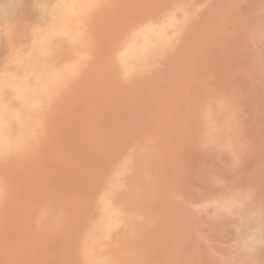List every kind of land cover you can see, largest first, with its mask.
Listing matches in <instances>:
<instances>
[{
	"label": "rangeland",
	"instance_id": "374dc122",
	"mask_svg": "<svg viewBox=\"0 0 264 264\" xmlns=\"http://www.w3.org/2000/svg\"><path fill=\"white\" fill-rule=\"evenodd\" d=\"M40 1L0 0V80L4 76L23 79L38 95L36 98L33 94L34 101L26 108V102L16 99L14 83L2 87L1 95L9 106L20 109L19 121L10 123L9 119V129H19L21 140L5 145L6 149L0 147V186H3L0 187V264H264V0H89V13L80 38L53 35L42 44L45 48L41 45L43 51L36 57L33 42L43 24ZM243 3L249 7L243 8ZM149 20L161 21L165 35L160 39L151 38L144 52L124 61L125 41ZM207 30L209 33H205ZM177 51L184 57H178ZM126 75L130 76L128 80ZM204 96L209 97L204 99ZM204 100L208 101L207 106ZM201 110L205 112L201 114ZM206 118L208 124L203 123L207 122ZM158 147L162 153L159 159ZM145 158L149 159H146L149 166L143 162ZM116 175L125 182L119 181ZM133 180L137 183L132 184ZM58 195L59 201L55 200ZM106 207L113 209L110 216L105 214ZM188 214L192 215V222Z\"/></svg>",
	"mask_w": 264,
	"mask_h": 264
},
{
	"label": "bare ground",
	"instance_id": "6f19581e",
	"mask_svg": "<svg viewBox=\"0 0 264 264\" xmlns=\"http://www.w3.org/2000/svg\"><path fill=\"white\" fill-rule=\"evenodd\" d=\"M88 1L89 0H41L40 2H39V5H38V7H39V11H40V19L42 20V22H43V24H42V27L39 29V32H38V35L35 37V39H34V42H33V51H34V55L37 57V55H39V53H40V51H41V47L43 46L42 44L44 43V42H46V41H48L53 35H59V34H68L73 40H78L79 38H80V36H81V34H82V31H83V28H84V25H85V20H86V17H87V15H88V13H89V7H88ZM176 1V0H175ZM210 1V0H209ZM213 1V0H212ZM226 1V0H225ZM230 1V0H229ZM148 2V1H147ZM214 2V1H213ZM230 2H232V1H230ZM243 2V1H242ZM241 2V3H242ZM252 2V1H251ZM29 3V2H28ZM102 3V2H101ZM172 3V2H171ZM174 3V2H173ZM177 3H179V2H177ZM191 3H193V2H191ZM239 3V2H238ZM247 3V2H246ZM246 3H245V5H244V3H243V8L245 7V6H247L246 5ZM249 4H250V2H248ZM182 4V3H181ZM201 4V3H200ZM205 4V3H204ZM223 4V3H222ZM1 5V4H0ZM202 5V4H201ZM226 5V4H225ZM233 5V4H232ZM236 5V4H235ZM241 5V4H240ZM251 5V4H250ZM252 5H254V4H252ZM127 6V5H126ZM130 6V5H129ZM211 6V5H210ZM212 6H213V3H212ZM230 6H231V3H230ZM2 7H5V4H3L2 5ZM181 7V6H180ZM203 7V6H202ZM201 7V8H202ZM236 7V6H235ZM238 7V6H237ZM247 7H249V6H247ZM259 7V6H258ZM221 8V7H220ZM239 8V7H238ZM257 8V7H256ZM1 9V8H0ZM36 9H37V7H36ZM134 9H135V7H134ZM159 9V8H158ZM195 9H197V8H195ZM198 9H200V8H198ZM209 9V8H208ZM222 9H223V7H222ZM229 9V8H228ZM236 9V8H235ZM246 9V8H245ZM244 9V10H245ZM179 10H180V8H179ZM202 10V9H201ZM207 10V9H206ZM219 10V9H218ZM256 10V9H255ZM258 10H259V8H258ZM183 11V10H182ZM196 11V10H195ZM194 11V12H195ZM222 11V10H221ZM230 11V10H229ZM240 10H238V12H239ZM253 10H251V12H252ZM206 13H207V11H205ZM226 12H228L227 10H226ZM5 14H6V12H4ZM186 14H187V12H185ZM197 13V12H196ZM218 13V12H217ZM231 13V12H230ZM244 13V12H243ZM253 13H256V12H253ZM252 13V14H253ZM36 14V13H35ZM151 14V13H150ZM155 14V13H154ZM194 14V13H193ZM199 13H197V16H199L198 15ZM205 14V13H204ZM239 14V13H238ZM37 15V14H36ZM148 15V14H147ZM153 15V14H152ZM191 15V14H190ZM196 15V14H195ZM201 15V14H200ZM203 15V14H202ZM207 15H208V13H207ZM209 15H210V13H209ZM220 15H221V13H220ZM228 15V14H227ZM237 15V14H236ZM235 15V16H236ZM243 15V14H242ZM212 16V15H211ZM214 16V15H213ZM219 16V15H218ZM224 16V15H223ZM256 16V15H255ZM18 17V16H17ZM116 17V16H115ZM178 17V16H177ZM195 17V16H194ZM210 17V16H209ZM232 17V16H231ZM242 18L244 17V15L243 16H241ZM248 17H249V15H248ZM108 18V17H107ZM111 18V17H110ZM136 18V17H135ZM139 18V17H138ZM172 18H176V17H172ZM198 18V17H197ZM197 18H196V21H198L197 20ZM211 18V17H210ZM209 18V19H210ZM215 18H217V17H215ZM230 18V17H229ZM228 18V19H229ZM236 18H238L237 16H236ZM90 19V18H89ZM116 20H117V18H115ZM119 19V18H118ZM177 19V21L176 22H179L178 21V18H176ZM213 18H211V20H212ZM221 19V18H220ZM223 19V18H222ZM232 19H233V17H232ZM257 19H259V18H257ZM6 20V19H5ZM88 20V19H87ZM129 20V19H128ZM138 20V19H137ZM136 20V21H137ZM143 20V19H142ZM168 20V19H167ZM194 20V19H193ZM203 20V19H202ZM234 20V19H233ZM236 20V19H235ZM243 20H244V18H243ZM242 20V21H243ZM249 20H250V18H249ZM254 20V19H253ZM98 21V20H97ZM109 21H110V19H109ZM114 21V20H113ZM185 21V20H184ZM196 21H194L193 23H195ZM212 21H214V20H212ZM226 21V20H225ZM232 21V20H231ZM230 21V22H231ZM239 21L241 22V18H240V16H239ZM16 22V21H15ZM89 22V21H88ZM91 22V21H90ZM133 22V21H132ZM138 22V21H137ZM140 22V21H139ZM164 22V21H163ZM215 22H217V21H215ZM229 22V23H230ZM237 22V21H236ZM250 22H251V20H250ZM92 23V22H91ZM105 23V22H104ZM197 23V22H196ZM210 23H212V22H210ZM209 23V24H210ZM238 23V22H237ZM242 23V22H241ZM14 24V23H13ZM133 24V23H132ZM135 24V23H134ZM180 24L182 25V21L180 22ZM201 24V23H200ZM208 24V25H209ZM216 24H218V23H216ZM215 24V25H216ZM240 24V23H239ZM243 24V23H242ZM250 24V23H249ZM256 24V23H255ZM91 25H93V24H91ZM129 25V24H128ZM191 26H192V24H190ZM212 25H214V24H212ZM230 25V24H229ZM232 25V24H231ZM24 26V25H23ZM105 26V25H104ZM136 26H137V24H136ZM184 26V25H183ZM200 26V25H199ZM207 26V25H206ZM205 26V27H206ZM245 26V25H244ZM251 26V25H250ZM87 27V26H86ZM106 27V26H105ZM188 27V26H187ZM187 27L185 26V28H186V30H187ZM251 27H253V25L251 26ZM258 27V29H259V26H257ZM130 28V27H129ZM193 28H196V27H193ZM220 28V27H219ZM222 28V27H221ZM243 28V27H242ZM248 28V27H247ZM88 29V28H87ZM92 29V28H91ZM133 29V28H132ZM183 29H184V27H183ZM192 29V28H191ZM190 29V30H191ZM198 29V28H197ZM196 29V30H197ZM218 29V28H217ZM251 29H254V28H251ZM256 29V28H255ZM89 30V29H88ZM194 30V29H193ZM199 30V29H198ZM204 30H206V28H204ZM215 30V29H214ZM221 30V29H220ZM172 31V30H171ZM217 31H219V30H217ZM239 31V30H238ZM254 31V30H253ZM253 31H249L251 34H253ZM100 32V31H99ZM204 32V31H203ZM206 32H208V30L207 31H205V33ZM237 32V31H236ZM256 32V31H255ZM258 32V31H257ZM256 32V33H257ZM261 32V31H260ZM183 33V32H182ZM181 33V34H182ZM191 33V32H190ZM209 33V32H208ZM214 33V32H213ZM97 34V33H96ZM103 34V33H102ZM123 34H124V32H123ZM126 34V33H125ZM184 34V33H183ZM204 33H202V35H203ZM217 34V33H216ZM224 34V33H223ZM237 34V33H236ZM247 34V33H246ZM258 34H260V33H258ZM24 35H25V33H24ZM165 35V31H164V25H163V23L160 21H152V20H149V21H146L140 28H138L136 31H134L132 34H131V36H130V38L129 39H127L126 41H125V43H124V49H125V51H124V54H123V60L124 61H128V60H130V59H134V58H136L139 54H141L142 52H144L145 50H146V48L148 47V45L151 43V38H154V39H160V38H162L163 36ZM201 35V36H202ZM218 35V34H217ZM233 35V34H232ZM254 35V34H253ZM261 35H263V34H260V36ZM26 36V35H25ZM86 36H87V33H86ZM104 36V35H103ZM172 36V35H171ZM185 36V35H184ZM192 36V35H191ZM194 36H196V35H194ZM193 36V37H194ZM231 36V35H230ZM247 36V35H246ZM249 36H250V34H249ZM58 37V36H57ZM97 37H99V36H97ZM180 37H182V36H180ZM179 37V38H180ZM203 37V36H202ZM250 37H252V35L250 36ZM254 37V36H253ZM178 38V39H179ZM182 38H184V37H182ZM189 38H191V37H189ZM196 38V37H195ZM220 38V37H219ZM236 38V37H235ZM238 38H239V36H238ZM260 38V37H259ZM261 38H263L262 36H261ZM83 39H85V38H83ZM107 39V38H106ZM167 39H168V36H167ZM171 38H169L168 40H170ZM201 39H203V38H201ZM225 39V38H224ZM264 39V38H263ZM54 40V39H53ZM58 40H61V38H59ZM165 40V39H164ZM172 40V39H171ZM175 40V39H174ZM186 40H187V38H186ZM190 40V39H189ZM188 40V41H189ZM193 40V39H192ZM191 40V42H192V45H193V41ZM234 40V39H233ZM255 40H258V37H257V39L255 38ZM94 41V40H93ZM180 41V40H179ZM188 41H187V43H188ZM224 41V40H223ZM232 41V40H231ZM241 41V40H240ZM64 42V41H63ZM82 42V41H81ZM83 42H85V41H83ZM102 42H103V39H102ZM165 42H167V41H165ZM177 42V41H176ZM190 42V41H189ZM191 42L189 43V44H191ZM199 42V41H198ZM197 42V43H198ZM207 42V41H206ZM107 43V42H106ZM110 43V42H109ZM113 43H114V41H113ZM164 43V42H163ZM170 43V42H169ZM181 43V42H180ZM226 43V42H225ZM27 44V43H26ZM70 44V43H69ZM112 44V43H111ZM111 44H108V47H110L109 45H111ZM173 44V43H172ZM172 44H168V46H170V45H172ZM184 44V43H183ZM195 44V43H194ZM240 44H242V43H240ZM247 44V43H246ZM254 44V43H253ZM42 45V46H41ZM89 45V44H88ZM102 45V44H101ZM104 45V44H103ZM114 45V44H113ZM154 45V44H153ZM159 45V44H158ZM182 45V44H181ZM187 45V44H186ZM82 46V45H81ZM174 46V45H173ZM191 46V45H190ZM44 47V46H43ZM113 47V46H112ZM178 47V46H177ZM186 47V46H185ZM232 47V46H231ZM45 48V47H44ZM104 48V47H103ZM252 48H254L253 46H252ZM181 49V48H180ZM183 49V48H182ZM195 49H196V47H195ZM234 49H235V47H234ZM29 50V49H28ZM59 50H60V48H59ZM58 50V51H59ZM62 50H64V49H62ZM66 50V49H65ZM105 50V49H104ZM113 50V49H112ZM185 50H187V48L185 49ZM184 50V51H185ZM192 50V49H191ZM247 50V49H246ZM43 51V50H42ZM41 51V52H42ZM81 51V50H80ZM87 51H89V50H87ZM179 51V50H178ZM177 51V52H178ZM65 52V51H64ZM66 52H67V50H66ZM116 52V51H115ZM114 52V53H115ZM123 52V51H122ZM162 52V51H161ZM177 52H176V54H177ZM44 53V52H43ZM83 53V52H82ZM157 53H158V51H157ZM180 53H182V52H180ZM180 53L178 52V57L180 56ZM151 54H152V51H151ZM154 54V53H153ZM184 54V53H183ZM158 55H160V53L158 54ZM80 56V55H79ZM96 56V55H95ZM190 56V55H189ZM199 56H201L200 54H199ZM58 57V56H57ZM63 57V56H62ZM180 57H184V56H180ZM228 57V56H227ZM41 58V57H40ZM45 58V57H44ZM109 58V57H108ZM117 58V57H116ZM156 58H158V57H156ZM167 58V57H166ZM200 58V57H199ZM36 59V58H35ZM43 58H41V60H42ZM76 59V58H75ZM142 59V58H141ZM144 59V58H143ZM142 59V60H143ZM163 59V58H162ZM201 59V58H200ZM58 60V59H57ZM82 60V59H81ZM81 60H80V62H79V64H78V67H79V65L81 66ZM85 60H87L86 59V57H85ZM182 60V59H181ZM196 60H198V59H196ZM232 60V59H231ZM183 61V60H182ZM236 61V60H235ZM66 62H68V61H66ZM83 62V61H82ZM141 62H143V61H141ZM145 62V61H144ZM181 62V61H180ZM189 62V61H188ZM230 62V61H229ZM52 63V62H51ZM70 62H68L67 64H69ZM91 63V62H90ZM94 63V62H93ZM146 63V62H145ZM162 63V62H161ZM189 63H191V62H189ZM236 63V62H235ZM41 64V63H40ZM74 64V63H73ZM181 64V63H180ZM227 63H225L224 65H226ZM55 65V64H54ZM63 65V64H62ZM69 65H71V64H69ZM75 65H77V64H75ZM93 65V64H92ZM129 65V64H128ZM130 65H133V64H130ZM143 65V64H142ZM157 65V64H156ZM191 65V64H190ZM39 66V65H38ZM48 66V65H47ZM63 66H65V63H64V65ZM133 66H135V65H133ZM145 66V65H144ZM155 66V65H154ZM196 66V65H195ZM242 66H244L243 64H242ZM44 67V66H43ZM43 67H41V68H43ZM52 67V66H51ZM73 67V66H72ZM141 67V66H140ZM147 67V66H146ZM44 68H46V67H44ZM49 69H50V67H48ZM47 68V69H48ZM52 68H54V67H52ZM62 68V67H61ZM71 68V67H70ZM80 68V67H79ZM154 68V67H153ZM182 68H183V66H182ZM245 68V67H244ZM262 68V67H261ZM48 69V70H49ZM55 69V68H54ZM60 69V68H59ZM67 69H68V67H67ZM66 69V70H67ZM76 69H77V67H76ZM143 69V68H142ZM263 69H264V67H263ZM50 70H52V69H50ZM75 70V69H74ZM107 70V69H106ZM122 70V69H121ZM228 70H229V68H228ZM244 71H245V69H243ZM39 71V70H38ZM37 71V72H38ZM54 71V70H53ZM56 71V70H55ZM63 71V70H62ZM69 71V70H68ZM80 71V70H79ZM123 71V70H122ZM126 71H128V70H126ZM150 71V70H149ZM36 72V71H35ZM40 72V71H39ZM41 72H44L43 71V69H42V71ZM58 72V71H57ZM237 72V71H236ZM45 73V72H44ZM46 73H48L47 71H46ZM129 73H130V70H129ZM184 73V72H183ZM248 73V72H247ZM56 74V72L54 73V75ZM63 74V73H62ZM185 74H186V72H185ZM205 74V73H204ZM37 75L39 76V74L37 73ZM48 75H49V73H48ZM188 75V74H187ZM214 75V74H213ZM225 75H227V74H225ZM26 76H27V74H26ZM70 76V75H69ZM129 76V75H128ZM128 76L126 75V77H127V80H128ZM203 76V75H202ZM40 77H43V76H40ZM39 77V78H40ZM50 77V76H49ZM66 77H68V76H66ZM111 77V76H110ZM130 77V76H129ZM144 77V76H143ZM181 77V76H180ZM186 77V76H185ZM190 77V76H189ZM223 77V76H222ZM221 77V78H222ZM250 77H252V76H250ZM200 78V77H199ZM214 78V77H213ZM218 78H219V76H218ZM225 78V76L223 77V79ZM227 78V77H226ZM234 78V77H233ZM41 79V78H40ZM44 79L46 80V78H45V76H44ZM49 79V78H48ZM47 79V80H48ZM51 79V78H50ZM52 79H53V76H52ZM187 79V78H186ZM185 79V80H186ZM204 79V78H203ZM252 79V78H251ZM44 80V81H45ZM83 80V79H82ZM220 80V79H219ZM232 80V79H231ZM51 81V80H50ZM212 81H214V79L212 80ZM252 81V80H251ZM259 81V80H258ZM261 81V80H260ZM59 82V81H58ZM203 82H204V80H203ZM222 82V81H221ZM255 82H257V81H255ZM8 83H14L16 86H17V91H16V99L19 101V102H26L27 103V106H26V108H28V107H30L31 105H32V103H33V101H34V97H33V94H34V90L28 85V83H26V81H24L23 79H16L14 76H4V77H2V79L0 80V147H4L5 145H8V144H10V143H15L18 139H19V137H20V131H19V129H9L10 127H9V125H10V123H12V121H16V120H18L19 121V116L21 115L20 114V109L18 110L17 108H11L10 106H9V103L7 102L8 100H6L5 99V97L3 98L2 97V95H1V92H2V87H3V85H5V84H8ZM37 83V82H36ZM39 83H41V82H39ZM42 83H43V81H42ZM51 83V82H50ZM205 83H207V82H205ZM226 83H227V81H226ZM229 83V82H228ZM263 83H264V81H263ZM45 84V83H44ZM52 84V83H51ZM53 84H54V82H53ZM196 84V83H195ZM208 84H210V82L208 83ZM253 84V83H252ZM98 85V84H97ZM212 85V84H211ZM210 85V86H211ZM48 86H50V84L48 85ZM53 86V85H52ZM99 86V85H98ZM254 86V85H253ZM262 86H264V85H262ZM37 87V86H36ZM57 87H59V86H57ZM208 87V86H207ZM213 87H215V86H213ZM227 87H228V85H227ZM229 87H230V85H229ZM86 88V87H85ZM101 87H99V89H100ZM248 88V87H247ZM51 89V88H50ZM52 89H53V87H52ZM104 89V88H103ZM47 90H48V88H47ZM123 90V89H122ZM225 90H226V88H225ZM231 90V89H230ZM236 89H234V91H235ZM250 90V89H249ZM182 91V90H181ZM201 91V90H200ZM211 91V90H210ZM88 92V91H87ZM128 92V91H127ZM217 92V91H216ZM228 92V91H227ZM236 92V91H235ZM241 92V91H240ZM247 92V91H246ZM8 93V92H7ZM205 93V92H204ZM231 93V92H230ZM70 94V93H69ZM106 94V93H105ZM186 94V93H185ZM236 94V93H235ZM4 95H5V93H4ZM36 94H34V96H35ZM121 95V94H120ZM182 95V94H181ZM209 95V94H208ZM221 95V94H220ZM220 95H218L219 97H220ZM230 95V94H229ZM246 95V94H245ZM37 96L38 95H36V98H37ZM41 96V95H40ZM39 96V97H40ZM77 96V95H76ZM183 96V95H182ZM181 96V97H182ZM232 96V95H231ZM233 96H234V93H233ZM238 96H239V94H238ZM42 97V96H41ZM40 97V98H41ZM53 97V96H52ZM98 97V96H97ZM186 97V96H185ZM199 97V96H198ZM209 96H204V99H206V98H208ZM43 98H44V96H43ZM43 98H42V100H43ZM99 98V97H98ZM184 98V97H183ZM197 98V97H196ZM212 98V97H211ZM223 98V97H222ZM229 98H230V96H229ZM260 98V97H259ZM80 99V98H79ZM219 99H221V98H219ZM236 99H237V97H236ZM39 100H41V99H39ZM78 100V99H77ZM185 100V99H184ZM183 100V101H184ZM46 101V100H45ZM48 101V100H47ZM59 101V100H58ZM182 101V100H181ZM187 101V100H186ZM221 102H222V100H220ZM230 104L232 103V102H230L229 101V99L227 100ZM232 101V100H231ZM73 102V101H72ZM141 102V101H140ZM201 102H202V100H201ZM204 103H205V100L203 101ZM211 102V101H210ZM82 102H80V104H81ZM184 103V102H183ZM198 103V102H197ZM206 103H208V101L206 102ZM205 103V104H206ZM235 103V102H234ZM233 103V104H234ZM39 104V103H38ZM222 104V103H221ZM223 104H224V102H223ZM223 104H222V106H223ZM245 104V103H244ZM35 105V104H34ZM121 105V104H120ZM184 106H185V103L183 104ZM187 105V104H186ZM194 105V104H193ZM12 107H14L13 105H11ZM38 106V105H37ZM40 106V105H39ZM62 106V105H61ZM65 106V105H64ZM206 106H207V104H206ZM226 106V105H225ZM18 107V106H17ZM20 107H21V105H20ZM23 107V106H22ZM33 107V106H32ZM36 107V106H35ZM80 107V106H79ZM209 107V106H208ZM235 107V106H234ZM25 108V107H24ZM34 108V107H33ZM125 108V107H124ZM184 108V107H183ZM206 108V107H205ZM239 108V107H238ZM64 109V108H63ZM70 109V108H69ZM208 108H206V110L205 111H209V109L207 110ZM24 110V109H23ZM28 110V109H27ZM33 110V109H32ZM81 110V109H80ZM89 110V109H88ZM140 110V109H139ZM233 110V109H232ZM31 111V110H30ZM38 111V110H37ZM82 111V110H81ZM105 111V110H104ZM109 111V110H108ZM141 111V110H140ZM204 110L202 111L201 110V114H202V112H205ZM211 111V110H210ZM210 111H209V113H210ZM56 112V111H55ZM65 112V111H64ZM116 112H118V111H116ZM139 112V111H138ZM142 112V111H141ZM233 112H234V110H233ZM237 112V111H236ZM29 113V112H28ZM72 113V112H71ZM78 113V112H77ZM105 113V112H104ZM184 113V112H183ZM198 113V112H197ZM245 113V112H244ZM45 114V113H44ZM50 114V113H49ZM69 114V113H68ZM81 114V113H80ZM78 115V114H77ZM86 115V114H85ZM102 115H105V114H102ZM108 115V114H107ZM205 116H206V114H204ZM235 115V114H234ZM233 115V116H234ZM202 116V115H201ZM210 116V115H209ZM208 116V114H207V116L206 117H209ZM225 116V115H224ZM236 116V115H235ZM58 117V116H57ZM78 117L79 116H77V120H79L78 119ZM110 117H112L111 115H110ZM24 118V117H23ZM27 118V117H26ZM47 118V117H46ZM113 118V117H112ZM205 118V117H204ZM204 118H202V119H204ZM9 119L11 120V122L9 123ZM41 119H42V117H41ZM55 119V118H54ZM59 119V118H58ZM57 119V120H58ZM108 119V118H107ZM106 119V120H107ZM207 119V118H206ZM205 119V120H206ZM24 120V119H23ZM26 120V119H25ZM112 120V119H111ZM212 120V119H211ZM210 120V121H211ZM255 120V119H254ZM17 121V122H18ZM29 121H31V120H29ZM34 121V120H33ZM37 121V120H36ZM38 121H39V119H38ZM66 121V120H65ZM74 121V120H73ZM116 121V120H115ZM249 121V120H248ZM21 122H23V121H21ZM70 122V121H69ZM112 122V121H111ZM212 122V121H211ZM221 122V121H220ZM27 123V122H26ZM38 123V122H37ZM109 123H110V121H109ZM199 123V122H198ZM203 123H207L208 124V119H207V122H203ZM210 123V122H209ZM24 124V123H23ZM23 124H21L22 126H24ZM32 124V123H31ZM55 124V123H54ZM103 124V123H102ZM182 124V123H181ZM238 124V123H237ZM19 125V124H18ZM28 125H30V124H28ZM33 125H34V123H33ZM74 125V124H73ZM81 125V124H80ZM125 125V124H124ZM192 125V124H191ZM221 125V124H220ZM241 125V124H240ZM36 126H39V125H36ZM66 126V125H65ZM68 126V125H67ZM109 126V125H108ZM223 126V125H222ZM20 127V126H19ZM25 127V126H24ZM48 127V126H47ZM59 127V126H58ZM63 127V126H62ZM61 127V128H62ZM82 127V126H81ZM220 127V126H219ZM226 127V126H225ZM224 127V128H225ZM35 128V127H34ZM60 128V127H59ZM102 128L104 129L105 127H103V125H102ZM212 128V127H211ZM214 128V127H213ZM227 128V127H226ZM225 128V129H226ZM241 128H242V126H241ZM30 129H32V128H30ZM81 129V128H80ZM200 129V128H199ZM202 129H203V127H202ZM221 130H222V128H220ZM228 129V128H227ZM22 130H24V129H22ZM29 130V129H28ZM33 130V129H32ZM32 130H31V132H32ZM36 129H34L33 131H35ZM67 130V129H66ZM83 130V129H82ZM106 130V129H105ZM104 130V131H105ZM215 130H217V129H215ZM229 130V129H228ZM246 130V129H245ZM30 131V130H29ZM28 131V132H29ZM40 131V130H39ZM39 131H38V133L37 134H39ZM59 131H61V130H59ZM74 131V130H73ZM26 132V131H25ZM36 132V131H35ZM62 132V131H61ZM106 132V131H105ZM200 132V131H199ZM209 132H213V131H211V129H210V131ZM234 132V131H233ZM27 133V132H26ZM110 133V132H109ZM202 133V132H201ZM222 133V132H221ZM23 134V133H22ZM21 134V135H22ZM206 134V133H205ZM205 134L203 135V136H205ZM228 134H230V133H228ZM239 134V133H238ZM238 134H236V135H238ZM241 134V133H240ZM250 134V133H249ZM248 134V135H249ZM28 135V134H27ZM26 135V136H27ZM61 135V134H60ZM210 135V138H212L211 136V134H209ZM218 135H219V133H218ZM224 135V134H223ZM232 135V134H231ZM230 135V136H231ZM243 135V134H242ZM241 135V136H242ZM25 136V135H24ZM24 136H22L23 138H24ZM29 136H30V134H29ZM32 136H34L33 134H32ZM64 136V135H63ZM76 136V135H75ZM192 136V135H191ZM195 136V135H194ZM233 136V135H232ZM66 137H67V135H66ZM140 137V136H139ZM216 137V136H215ZM220 137H222V135L220 136ZM234 137V136H233ZM245 137V136H244ZM249 137V136H248ZM256 137H257V135H256ZM22 138V139H23ZM29 138V137H28ZM33 139H34V137H32ZM32 138H31V140H32ZM74 138V137H73ZM174 138V137H173ZM39 139V138H38ZM114 139V138H113ZM140 139V138H139ZM185 139H187V138H185ZM200 139V138H199ZM214 139H216V138H214ZM228 139V138H227ZM252 139V138H251ZM19 140H21V139H19ZM25 140H27V139H25ZM30 140V139H29ZM35 140V139H34ZM34 140H33V142H34ZM76 140V139H75ZM137 140V139H136ZM209 140V139H208ZM212 140V139H211ZM240 140V139H239ZM23 141H24V139H23ZM26 142H28V141H26ZM133 142V141H132ZM135 142V141H134ZM16 143H20V141L18 142H16ZM30 143V142H29ZM139 143V142H138ZM204 143V142H203ZM202 143V144H203ZM219 143V142H218ZM45 144V143H44ZM69 144V143H68ZM86 144V143H85ZM133 144V143H132ZM165 144H166V142H165ZM205 144V143H204ZM251 144V143H250ZM17 145V144H16ZM15 145V146H16ZM24 145H25V143H24ZM46 145V144H45ZM51 145V144H50ZM75 145V144H74ZM119 145V144H118ZM153 145V144H152ZM216 145V144H215ZM222 145V144H221ZM220 145V146H221ZM253 145H254V143H253ZM11 146V145H10ZM20 146V145H19ZM26 146V145H25ZM29 146V145H28ZM54 146V145H53ZM142 146V145H141ZM147 146V145H146ZM146 146H145V148H146ZM151 145H149V147H150ZM154 146V145H153ZM161 146V145H160ZM203 146V145H202ZM22 147V146H21ZM65 147H67V146H65ZM69 147V146H68ZM130 147V146H129ZM152 147V146H151ZM150 147V148H151ZM183 147V146H182ZM251 147H253V146H251ZM5 148V147H4ZM8 149L10 148V150H11V147H7ZM17 148V147H16ZM31 147H29V149H30ZM71 148V147H70ZM170 148H172V147H170ZM240 148H242V147H240ZM6 149V148H5ZM18 149V148H17ZM33 149V148H32ZM131 149V148H130ZM140 149H144L143 148V146H142V148L140 147ZM246 149V148H245ZM24 150V149H23ZM22 150V151H23ZM47 149H45V151H46ZM72 150V149H71ZM77 150V149H76ZM129 150V149H128ZM139 150V149H138ZM148 150H150V149H148ZM147 150V151H148ZM156 150V149H155ZM158 150H159V155H158V159L160 158V156L162 155V153H161V151H160V147H158ZM252 150H254V149H252ZM9 151V150H8ZM14 151L15 150H13L12 151V153L13 154H15L14 153ZM20 152H21V150H19ZM43 151V150H42ZM131 151H133V150H131ZM157 151V150H156ZM18 152V151H17ZM24 152V151H23ZM66 152H68V150L66 151ZM70 152V151H69ZM164 152V151H163ZM218 152V151H217ZM1 153V152H0ZM25 153V152H24ZM26 153H27V151H26ZM72 153V152H71ZM83 153H85V152H83ZM115 153V152H114ZM131 153V152H130ZM130 153H129V155H130ZM137 153V152H136ZM139 153H142V152H139ZM145 153H146V151H145ZM144 153V154H145ZM148 153V152H147ZM17 154V153H16ZM21 154V153H20ZM39 154H40V152H39ZM44 154H46V153H44ZM143 154V153H142ZM8 155H9V152H8ZM83 155V154H82ZM147 155V154H146ZM146 155H145V157H146ZM166 155V154H165ZM171 155V154H170ZM1 156V155H0ZM48 156V155H47ZM90 156V155H89ZM135 156V155H134ZM144 156V155H143ZM143 156L141 157L142 159H144L143 158ZM153 156V155H152ZM169 156V155H168ZM168 156H167V159H168ZM259 156V155H258ZM79 157V156H78ZM139 158H140V156H138ZM137 157V158H138ZM176 157V156H175ZM257 157V156H256ZM86 158V157H85ZM85 158H83V159H85ZM93 158V157H92ZM106 158V157H105ZM129 158H131V156L129 157ZM150 158V157H149ZM50 159V158H49ZM146 159L147 158H145V160L143 161V162H145L146 163ZM155 159V158H154ZM173 159V158H172ZM261 158H259V160H260ZM48 160V159H47ZM137 161L136 159H133V161ZM147 160H149V159H147ZM213 160V159H212ZM89 161H90V158H89ZM98 161V160H97ZM140 161V160H139ZM138 161V162H139ZM205 161V160H204ZM211 161V160H210ZM127 162H129V161H127ZM169 161H167V163H168ZM172 162V161H171ZM206 162V161H205ZM250 162H253V161H250ZM260 162H262V161H260ZM41 163V162H40ZM118 163V162H117ZM121 163H123L124 164V162H121ZM134 163H136V162H134ZM254 163H255V160H254ZM93 164H94V162H93ZM119 164H120V162H119ZM147 164V163H146ZM169 164V163H168ZM207 164V163H206ZM250 164V163H249ZM99 165V164H98ZM133 165V164H132ZM131 165V166H132ZM141 165V164H140ZM148 165V164H147ZM205 165V164H204ZM245 165V164H244ZM6 166V165H5ZM44 166H46V165H44ZM56 166V165H55ZM88 166V165H87ZM97 166V165H96ZM119 166V165H118ZM121 166H124V165H122L121 164ZM129 166V165H128ZM143 165H141V167H142ZM149 166V165H148ZM156 166V165H155ZM177 166V165H176ZM211 166V165H210ZM231 166V165H230ZM255 166V165H254ZM90 167V166H89ZM107 167V166H106ZM133 167V166H132ZM140 167V168H141ZM167 168H168V166H166ZM216 167V166H215ZM234 167H235V165H234ZM243 167V166H242ZM255 167H257V166H255ZM26 168V167H25ZM45 168H47V167H45ZM70 168H72V167H70ZM82 168V167H81ZM116 168H117V166H116ZM123 169H124V167H122ZM125 168H126V165H125ZM136 168H138L137 166H136ZM157 168V167H156ZM185 168V167H184ZM209 168H211V167H209ZM232 168H233V165H232ZM49 169V168H48ZM52 169H53V166H52ZM119 169V168H118ZM128 169L129 168H127V170H125V171H128ZM132 169V168H131ZM134 169V168H133ZM139 169V168H138ZM146 169V168H145ZM148 169V168H147ZM54 170V169H53ZM120 170H121V168H120ZM141 170V169H140ZM167 170V169H166ZM168 170H171V169H169L168 168ZM167 170V171H168ZM217 170V169H216ZM255 170V169H254ZM57 171V170H56ZM91 171V170H90ZM123 171V170H122ZM142 172L141 173H143V170H141ZM166 171V172H167ZM28 172V171H27ZM43 172V171H42ZM76 172V171H75ZM116 172H118V170L116 171ZM136 172V171H135ZM138 172H140V171H138ZM145 172V171H144ZM149 172V171H148ZM159 172V171H158ZM173 172V171H172ZM11 173V172H10ZM61 173V172H60ZM78 173V172H77ZM102 173V172H101ZM119 173V175H120V172H118ZM160 173H162L161 171H160ZM169 173V172H168ZM183 173V172H182ZM184 173H185V171H184ZM200 173V172H199ZM261 173V172H260ZM264 173V172H263ZM82 174V173H81ZM83 174H85V172H83ZM115 174V173H114ZM113 174V175H114ZM126 174V173H125ZM131 174V173H130ZM133 174H134V172H133ZM132 174V175H133ZM136 174H138V176H140L139 175V173H136ZM215 174V173H214ZM237 174H239V173H237ZM15 175V174H14ZM49 175V174H48ZM59 175H61V174H59ZM72 175V174H71ZM89 175V174H88ZM145 176H146V174H144ZM144 175H143V178H142V176H141V181L143 182V179H145L144 178ZM148 175V174H147ZM158 175V174H157ZM161 175H163V174H159V176H161ZM172 175V173L170 174V176ZM208 175V174H207ZM258 175V174H257ZM19 176V175H18ZM38 176H39V174H38ZM58 176V175H57ZM62 176V175H61ZM98 176V175H97ZM102 176V175H101ZM121 176V175H120ZM125 176V175H124ZM154 179H155V176H156V172L154 173ZM173 176V175H172ZM213 176V175H212ZM242 176V175H241ZM255 176H256V174H255ZM114 177V176H113ZM116 177H117V175H116ZM122 177V176H121ZM120 177V178H121ZM150 177V176H149ZM169 177V176H168ZM3 178V177H2ZM48 178V177H47ZM66 178V177H65ZM89 178V177H88ZM110 178V177H109ZM119 177H117V179H118ZM125 178V177H124ZM133 178V177H132ZM140 178V177H139ZM209 178V177H208ZM214 178V177H213ZM240 178V177H239ZM243 178V177H242ZM17 179V178H16ZM34 179V178H33ZM48 179H50V178H48ZM138 179V178H137ZM149 179V178H148ZM185 179V178H184ZM238 179V178H237ZM260 179H262V178H260ZM264 179V178H263ZM262 179V180H263ZM21 180V179H20ZM70 180V179H69ZM106 180V179H105ZM119 181L121 180V179H118ZM132 180V179H131ZM162 180V179H161ZM243 180V179H242ZM248 180V179H247ZM26 181H27V179H26ZM45 181V180H44ZM87 181V180H86ZM122 181V180H121ZM135 180H133L132 181V184H134L133 182H134ZM155 181H157V178H156V180ZM159 181H160V179H159ZM244 181V180H243ZM250 181V180H249ZM35 182V181H34ZM88 182V181H87ZM105 182H108V181H105ZM104 182V183H105ZM110 182H114V180L113 181H110ZM116 182H117V180H116ZM122 182H125L124 180L122 181ZM130 182V181H129ZM129 182H127V183H129ZM136 183H137V181H135ZM145 182H147V181H145ZM224 182V181H223ZM36 183V182H35ZM53 183V182H52ZM66 183V182H65ZM80 183V182H79ZM91 183V182H90ZM141 183V182H140ZM155 183V182H154ZM158 183V182H157ZM188 183V182H187ZM3 184V183H2ZM15 184V183H14ZM83 184V183H82ZM106 184V183H105ZM107 184H109V183H107ZM112 184V183H111ZM120 184H122L121 182H120ZM129 184H131V183H129ZM128 184V185H129ZM162 184V183H161ZM160 184V185H161ZM176 184V183H175ZM242 184V183H241ZM254 184V183H253ZM11 185V184H10ZM44 185V184H43ZM45 185H46V183H45ZM110 185V184H109ZM123 185V184H122ZM146 185V184H145ZM151 185V184H150ZM212 185V184H211ZM68 186V185H67ZM67 186H65V187H67ZM107 186V185H106ZM125 186H127V185H125ZM140 186V185H139ZM144 186V185H143ZM152 186V185H151ZM156 186H159V185H156ZM194 186V185H193ZM218 186V185H217ZM245 186V185H244ZM262 186V185H261ZM0 187H3V186H0ZM26 187V186H25ZM60 187V186H59ZM62 187H63V185H62ZM61 187V188H62ZM93 187V186H92ZM110 187V186H109ZM135 187V186H134ZM134 187H132L133 189H134ZM141 187H142V185H141ZM252 187V186H251ZM16 188H18V187H16ZM87 188V187H86ZM123 188V187H122ZM121 188V189H122ZM129 188V187H128ZM143 188V187H142ZM161 188H162V186H161ZM194 188V187H193ZM199 188H200V186H199ZM228 188V187H227ZM3 189V188H2ZM19 189V188H18ZM97 189V188H96ZM95 189V190H96ZM103 189V188H102ZM115 189H117V188H115ZM120 189V190H121ZM136 189V188H135ZM134 189V191H136ZM137 189H140L139 187L137 188ZM144 189V188H143ZM196 189V188H195ZM55 190H56V188H55ZM62 190H63V188H62ZM67 190V189H66ZM107 190V189H106ZM125 190H126V188H125ZM159 190V189H158ZM186 190V189H185ZM203 190V189H202ZM206 190V189H205ZM236 189H234V191H235ZM33 191V190H32ZM52 191V190H51ZM77 191V190H76ZM117 191H119V190H117ZM127 191H129V190H127ZM134 191L132 192V193H134ZM144 191V190H143ZM197 191H198V189H197ZM58 192H60V191H58ZM95 192V191H94ZM103 192H105V190L103 191ZM108 192H109V190H108ZM142 192V191H141ZM236 192H237V190H236ZM242 192V191H241ZM244 192V191H243ZM61 193V192H60ZM63 193V192H62ZM74 193V192H73ZM115 193V192H114ZM123 193V192H122ZM139 193V192H138ZM159 193H161V191L159 192ZM238 193V192H237ZM7 194H8V192H7ZM24 194V193H23ZM75 194H76V192H75ZM79 194V193H78ZM103 194V193H102ZM110 194H111V192H110ZM136 194H137V192H136ZM163 195H164V193H162ZM196 194V193H195ZM64 195V194H63ZM82 195V194H81ZM119 195V194H118ZM120 195H121V193H120ZM126 195H127V192H126ZM146 195V194H145ZM161 195V194H160ZM165 195H166V193H165ZM169 195V194H168ZM244 195V194H243ZM261 195V194H260ZM14 196V195H13ZM20 196V195H19ZM30 196V195H29ZM55 195H53V197H54ZM73 196V195H72ZM79 196V195H78ZM100 196V195H99ZM135 196V195H134ZM133 196V197H134ZM155 196V195H154ZM154 196H151V197H154ZM167 196V195H166ZM263 196V195H262ZM1 197H2V195H1ZM56 197V196H55ZM61 197V196H60ZM59 197V195L57 196V198H55V200H58V198H60ZM73 197H75V196H73ZM77 197V196H76ZM102 197V196H101ZM106 197H108V195H106ZM122 198H123V196H121ZM130 197L131 198H133L132 197V195H130ZM145 197V199H146V196H144ZM147 197H148V195H147ZM161 197V196H160ZM163 197V196H162ZM168 197V196H167ZM167 197H165V198H167ZM195 197V196H194ZM264 197V196H263ZM136 198H137V196H136ZM140 198V197H139ZM169 198V197H168ZM167 198V199H168ZM206 198V197H205ZM61 199V198H60ZM68 199V198H67ZM66 199V200H67ZM151 199V198H150ZM182 199V198H181ZM198 199V198H197ZM70 200H72V199H70ZM70 200H69V202H70ZM97 200H98V198H97ZM119 200V199H118ZM131 200V199H130ZM133 200V199H132ZM138 200V199H137ZM143 200H144V198H143ZM165 201H166V199H164ZM170 200V199H169ZM168 200V201H169ZM177 200V199H176ZM183 200H184V198H183ZM212 200V199H211ZM24 201V200H23ZM59 201V200H58ZM57 201V202H58ZM90 201V200H89ZM107 201L108 200H106V204H107ZM145 201V200H144ZM181 201V200H180ZM189 201V200H188ZM208 201V200H207ZM257 201H258V199H257ZM26 202H27V200H26ZM60 202H62V201H60ZM65 202V201H64ZM64 202H63V204H64ZM66 202H68V200L66 201ZM75 202V201H74ZM170 202H172V201H170ZM191 202V201H190ZM259 202V201H258ZM19 203V202H18ZM54 203H56V201L54 202ZM162 203V202H161ZM173 203V202H172ZM252 203V202H251ZM22 204V203H21ZM20 204V205H21ZM59 203H57L56 205H58ZM83 204H85L86 205V203H83ZM169 204V203H168ZM239 204V203H238ZM257 203H255V205H256ZM264 204V203H263ZM18 205V204H17ZM92 205V204H91ZM98 205V204H97ZM173 205V204H172ZM178 205H180V204H178ZM185 205H186V203H185ZM194 205V204H193ZM205 205V204H204ZM232 205V204H231ZM254 205V206H255ZM258 205H261V204H258ZM53 206V205H52ZM99 206V205H98ZM102 206V205H101ZM135 206H137V205H135ZM169 206V205H168ZM181 206H183V205H181ZM263 206V205H262ZM261 206V207H262ZM24 207V206H23ZM58 207V206H57ZM70 206H68V208H69ZM102 207H104V206H102ZM116 207V206H115ZM117 207H119L120 208V206L118 205ZM171 207V206H170ZM173 207V206H172ZM186 207H187V205H186ZM205 207V206H204ZM63 208L64 207H62V211H63ZM67 208V209H68ZM90 208V207H89ZM258 208V207H257ZM50 209H51V207H50ZM54 209H56V208H54ZM116 209V208H115ZM114 209V210H115ZM174 209H175V206H174ZM177 209V208H176ZM202 209V208H201ZM58 210H60L59 208H58ZM61 210H60V214L62 213L61 212ZM105 210V209H104ZM111 210H113L112 208H109V207H106V211H107V213L105 212V214H107L108 216H110V213H111ZM221 210V209H220ZM233 210V209H232ZM231 210V211H232ZM256 210V209H255ZM262 210V209H261ZM264 210V209H263ZM6 211H8V210H6ZM17 211V210H16ZM49 211H51V210H49ZM87 211V210H86ZM116 211V210H115ZM177 211V210H176ZM185 211V210H184ZM188 212L187 213H189V211H190V209L189 210H187ZM53 213H56V212H54V211H52ZM71 212V211H70ZM70 212H68V213H70ZM173 212V211H172ZM216 212V211H215ZM49 213V212H48ZM51 213V212H50ZM73 213V212H72ZM116 213V212H115ZM114 213V214H115ZM177 213V212H176ZM185 213H186V211H185ZM59 214V215H60ZM96 214V213H95ZM114 214H113V217H115L114 216ZM182 214H183V212H182ZM191 214V213H190ZM254 214V213H253ZM1 215V214H0ZM52 215H55V214H52ZM52 215H49V216H51L52 217ZM61 215H65V212H64V214L62 213ZM101 215V214H100ZM104 215V214H103ZM189 215V214H188ZM212 215V214H211ZM250 215V214H249ZM48 216V217H49ZM102 216V215H101ZM210 216V215H209ZM258 216V215H257ZM50 217V218H51ZM88 217V216H87ZM189 217H190V221L192 222V220H193V218H192V220H191V217H192V215L190 216L189 215ZM188 217V218H189ZM196 217V216H195ZM213 217H214V215H213ZM248 218H249V216H247ZM57 218H58V220H60L59 219V216H57ZM60 218H62V217H60ZM112 218V217H111ZM116 218V217H115ZM198 218H199V216H198ZM218 217H216V219H217ZM18 219V218H17ZM53 219V218H52ZM222 219V218H221ZM244 219H246V217L244 218ZM2 220V219H1ZM55 220V219H54ZM53 220V221H54ZM103 220V219H102ZM176 220V219H175ZM183 220V219H182ZM199 220V219H198ZM65 221V220H64ZM63 221V222H64ZM113 221H114V219H113ZM184 221V220H183ZM256 221V220H255ZM57 222V221H56ZM96 222V221H95ZM264 222V221H263ZM103 223V222H102ZM111 223V222H110ZM174 223V222H173ZM187 225H188V221L187 222H185ZM202 223V222H201ZM68 224V223H67ZM103 224H105V223H103ZM109 224V223H108ZM207 224V223H206ZM234 224V223H233ZM248 224V223H247ZM60 225V224H59ZM70 225V224H69ZM140 225H142V224H140ZM208 225V224H207ZM211 225V224H210ZM55 227L56 226V224L55 225H53L52 224V227ZM57 226H58V224H57ZM109 226H111V224H109ZM108 226V227H109ZM52 227H50V229L52 228ZM63 227V226H62ZM70 227V226H69ZM193 227H195V225L193 226ZM193 227H192V229H193ZM216 227V226H215ZM56 228H58V227H56ZM110 228V227H109ZM108 228V229H109ZM188 228V227H187ZM256 228V227H255ZM66 229V228H65ZM189 229V228H188ZM201 230H202V227L200 228ZM13 230V229H12ZM54 231H55V229H53ZM59 230H61V229H59ZM190 230V229H189ZM189 230H187V231H189ZM50 231H52V230H50ZM79 231V230H78ZM82 231V230H81ZM102 231V230H101ZM110 231V230H109ZM109 231H107V232H109ZM184 231V230H183ZM192 231V230H191ZM221 231V230H220ZM53 232V231H52ZM57 232H58V229H57ZM68 232H70V231H68ZM74 232V231H73ZM103 232H104V230H103ZM103 232H101L102 234H103ZM206 232V231H205ZM15 233V232H14ZM25 233V232H24ZM23 233V234H24ZM48 233V232H47ZM90 233V232H89ZM186 233H188V232H186ZM192 233V232H191ZM191 233H190V236H191ZM204 233V232H203ZM105 234V233H104ZM107 234V233H106ZM105 234V235H106ZM205 234V233H204ZM33 235V234H32ZM89 235V234H88ZM182 235H183V233H182ZM75 236V235H74ZM87 236V235H86ZM86 236H83V237H86ZM104 236V235H103ZM107 236V235H106ZM180 236H181V234H180ZM8 237V236H7ZM6 237V238H7ZM18 237V236H17ZM35 237V236H34ZM77 237V236H76ZM193 237H197V236H195V234H194V236ZM227 237V236H226ZM20 238V237H19ZM33 238V237H32ZM90 238V237H89ZM183 238V237H182ZM191 238H192V236H191ZM200 238V237H199ZM208 238V237H207ZM2 239V238H1ZM54 239V238H53ZM75 239V238H74ZM181 239V238H180ZM180 239H179V241L178 242H181L183 239H181V241H180ZM186 239V238H185ZM184 239V240H185ZM193 239V238H192ZM203 239V238H202ZM202 239H200V240H202ZM11 240V239H10ZM34 240V239H33ZM43 240V239H42ZM73 240V239H72ZM189 240L190 239H188L187 241L189 242ZM71 241V240H70ZM82 241V240H81ZM215 241V240H214ZM25 242V241H24ZM61 242V241H60ZM59 242V243H60ZM63 242V241H62ZM89 241H87V243H88ZM192 242V241H191ZM196 242V241H195ZM206 242V241H205ZM91 243V242H90ZM184 243V242H183ZM63 244V243H62ZM94 244V243H93ZM187 244H189V243H187ZM207 244V243H206ZM233 244V243H232ZM69 245V244H68ZM31 246V245H30ZM83 246V245H82ZM100 246V245H99ZM177 246H178V244H177ZM186 246V245H185ZM10 247V246H9ZM63 247V246H62ZM12 248V247H11ZM67 248H68V246H67ZM86 248H88L87 246H86ZM173 248H174V246H173ZM178 248V247H177ZM184 248V247H183ZM186 248V247H185ZM194 248H197V247H194ZM248 248V247H247ZM1 249V248H0ZM56 249V248H55ZM82 249H85V248H83L82 247ZM111 249V248H110ZM57 250V249H56ZM93 250H95L94 248H93ZM173 250V249H172ZM172 250H171V252H172ZM184 251H186V249H183ZM27 251V250H26ZM71 251V250H70ZM87 251V250H86ZM222 251V250H221ZM4 252V251H3ZM80 252V251H79ZM89 252V251H88ZM92 252V251H91ZM94 252V251H93ZM92 252V253H93ZM171 252H169L170 254H171ZM197 252V251H196ZM210 252V251H209ZM208 252V253H209ZM218 252V251H217ZM27 253V252H26ZM92 253H91V255L90 256H92ZM179 253V252H178ZM182 253V252H181ZM6 254V253H5ZM10 254V253H9ZM14 254V253H13ZM81 254V253H80ZM104 254V253H103ZM163 254V253H162ZM175 254V253H174ZM212 254V253H211ZM223 254V253H222ZM27 255V254H26ZM182 255H183V253H182ZM181 255V256H182ZM55 256V255H54ZM81 256V255H80ZM135 256H136V254H135ZM169 257H171L170 255H168ZM175 256V255H174ZM174 256L172 255V257L174 258ZM198 256V255H197ZM17 257V256H16ZM23 257V256H22ZM96 257V256H95ZM169 257H168V260H169ZM186 257V256H185ZM25 258V257H24ZM75 258V257H74ZM135 258V257H134ZM176 258V257H175ZM178 258V257H177ZM180 258V257H179ZM182 258V257H181ZM187 258V257H186ZM218 258V257H217ZM72 259V258H71ZM95 259V258H94ZM172 259V258H171ZM234 259V258H233ZM167 260V262L169 263V261ZM172 260H175V259H172ZM177 260V259H176ZM178 260H181V259H178ZM219 260H220V258H219ZM223 260V259H222ZM240 261V260H239ZM249 261H252L251 259L249 260ZM260 261H262V260H260ZM131 261H129L128 263H130ZM201 262V261H200ZM227 262V261H226ZM166 263V262H165ZM237 263V262H236ZM255 263V262H254ZM10 264V263H9ZM83 264H86V263H83ZM96 264V263H95ZM101 264V263H100ZM137 264V263H136ZM170 264V263H169ZM171 264H174L173 262L171 263ZM192 264V263H191ZM195 264H196V262H195ZM202 264V263H201ZM238 264V263H237Z\"/></svg>",
	"mask_w": 264,
	"mask_h": 264
}]
</instances>
